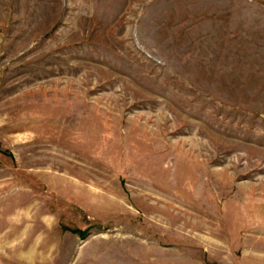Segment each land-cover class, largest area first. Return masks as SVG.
<instances>
[{
    "label": "rangeland",
    "instance_id": "rangeland-1",
    "mask_svg": "<svg viewBox=\"0 0 264 264\" xmlns=\"http://www.w3.org/2000/svg\"><path fill=\"white\" fill-rule=\"evenodd\" d=\"M0 264H264V0H0Z\"/></svg>",
    "mask_w": 264,
    "mask_h": 264
}]
</instances>
